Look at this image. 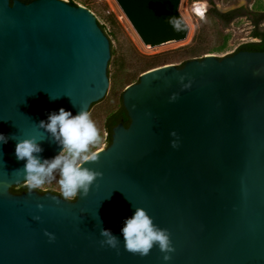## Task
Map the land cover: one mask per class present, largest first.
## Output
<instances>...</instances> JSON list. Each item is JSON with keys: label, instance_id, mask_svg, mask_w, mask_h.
Returning <instances> with one entry per match:
<instances>
[{"label": "water", "instance_id": "95a60500", "mask_svg": "<svg viewBox=\"0 0 264 264\" xmlns=\"http://www.w3.org/2000/svg\"><path fill=\"white\" fill-rule=\"evenodd\" d=\"M115 2L146 48L188 37L181 0ZM110 57L87 8L0 0V134L9 137L0 144V264H264V52L142 73L121 95L128 126L117 124L97 162L83 165L102 173L87 197L10 191L26 185L14 173L26 164L18 141L35 138L50 160L62 148L39 122L61 108L92 117L111 98ZM136 207L170 233L167 262L157 247L143 258L125 251L121 229ZM101 228L118 250L100 246Z\"/></svg>", "mask_w": 264, "mask_h": 264}, {"label": "clouds", "instance_id": "9594fccd", "mask_svg": "<svg viewBox=\"0 0 264 264\" xmlns=\"http://www.w3.org/2000/svg\"><path fill=\"white\" fill-rule=\"evenodd\" d=\"M37 126L61 146L62 151L50 160H42L39 154L43 149L35 138L20 140L15 146V156L17 160L26 161V164L23 169L14 173L23 174L30 192L35 189L45 190V185L56 181L64 201H72L78 196L87 197L90 189L94 185L98 186L97 181L102 178L101 172L83 167L88 162H97L98 156L92 149L102 140L100 130L90 113L80 109L73 116L71 112L61 108L58 113H50L47 122L40 121ZM8 139L9 137L0 134V144L7 143ZM172 146L177 147V144L174 142ZM36 207L43 211L42 204H37ZM33 219L38 221L40 217L35 216ZM44 235L49 238V242L55 240L51 233L45 232ZM121 235L125 251L141 258L150 255L152 249L157 247L163 254V260L167 262L174 252L168 230L158 227L148 213L139 207L135 208L131 218L124 221ZM100 236L103 238L99 241L101 247L118 250L119 239L110 230L101 228Z\"/></svg>", "mask_w": 264, "mask_h": 264}, {"label": "rangeland", "instance_id": "374dc122", "mask_svg": "<svg viewBox=\"0 0 264 264\" xmlns=\"http://www.w3.org/2000/svg\"><path fill=\"white\" fill-rule=\"evenodd\" d=\"M63 1L67 2V0ZM72 1L93 13L97 22L104 26L112 48L115 50V56L111 58V98L91 117L99 128L102 137L101 143L92 149L94 152L106 148L105 119L109 113L118 107L124 89L133 84L139 77L147 57L173 52L184 47L200 51L202 54L200 58L209 54L218 58L230 55L240 45L256 41L250 36L252 24L246 12H264V0H181L179 12L189 27L187 39L180 43L150 49L142 44L115 0ZM196 7L201 11L199 15L194 13ZM212 7L220 13L241 10L242 14L227 27H223L219 21L206 16V11ZM261 27H264V23L261 24ZM187 57V50L183 53L170 54L167 56L168 64L178 66L180 61ZM58 179L59 176L57 175ZM37 190L42 192L53 191L60 194L56 181L45 185V190Z\"/></svg>", "mask_w": 264, "mask_h": 264}, {"label": "trees", "instance_id": "16d2710c", "mask_svg": "<svg viewBox=\"0 0 264 264\" xmlns=\"http://www.w3.org/2000/svg\"><path fill=\"white\" fill-rule=\"evenodd\" d=\"M11 1L12 0H10V2ZM20 1H22L24 3H29L32 0H20ZM67 3H69L70 5L76 6V4L73 3L72 0H67ZM252 13L255 14V18L254 17L249 18V20L252 24V31H251L250 36H251V38L256 39V41H252V42H248V43H244V44L240 45L232 54L239 52V51L264 52V27L263 28L261 27V24L264 23V12L263 11H256V12H252ZM241 14H242L241 10H233V11H229L227 13H220L214 7H212L211 9H209L207 11L206 16L209 17L210 19H215V20L219 21L223 27H227L236 17H240ZM98 25L109 40L110 53H111L110 59H111L115 56V50L112 48L111 41L109 39L108 34L105 31L104 26H102L99 23H98ZM184 48L178 49V50L173 51V52L160 53L157 55L147 57V60L142 65V70L139 73V76L148 70H151V69L157 68L159 66H163V65L168 64L169 62H168L167 56H169L170 54H177L179 52L183 53L185 50H187L188 57L183 59L182 61H180V64L177 67H182L184 65V63L187 61H190L193 59H201L200 57L202 56V54L200 53V51H197L196 49L189 48V47H184ZM108 65H109V62H108ZM138 79H139V77L135 80L134 83H137ZM95 104L96 103L92 104L91 107L94 106ZM119 123H122L125 127H127L129 124V119H128L126 111L122 105L121 96H120L118 107L114 111L109 113L105 119L104 130H105V134H106V137H105L106 147L109 146V144L111 143L112 129ZM28 190H29L28 187L24 184L14 186L10 189V191L12 193H16V194H21V193H24ZM35 190L40 192V193H45V192L54 193V194L62 197L61 194L55 193L53 191H45V192L43 191L42 192V191H39L37 189H35Z\"/></svg>", "mask_w": 264, "mask_h": 264}, {"label": "flooded vegetation", "instance_id": "af4514ba", "mask_svg": "<svg viewBox=\"0 0 264 264\" xmlns=\"http://www.w3.org/2000/svg\"><path fill=\"white\" fill-rule=\"evenodd\" d=\"M206 12H207V11H206ZM246 15H247L248 18H250V17H251V18H253V17L255 18V14L252 13V12H250V13H247V12H246ZM252 39H254V38H252ZM255 40H256V39H255Z\"/></svg>", "mask_w": 264, "mask_h": 264}, {"label": "bare ground", "instance_id": "6f19581e", "mask_svg": "<svg viewBox=\"0 0 264 264\" xmlns=\"http://www.w3.org/2000/svg\"><path fill=\"white\" fill-rule=\"evenodd\" d=\"M200 12H201L200 9L198 7H196L195 10H194V13H197L199 15Z\"/></svg>", "mask_w": 264, "mask_h": 264}]
</instances>
